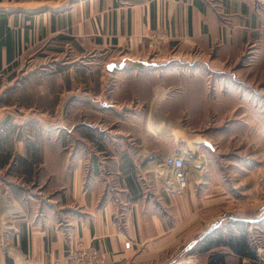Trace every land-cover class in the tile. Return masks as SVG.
Masks as SVG:
<instances>
[{
    "label": "crops",
    "instance_id": "1",
    "mask_svg": "<svg viewBox=\"0 0 264 264\" xmlns=\"http://www.w3.org/2000/svg\"><path fill=\"white\" fill-rule=\"evenodd\" d=\"M64 51L107 68L108 89L78 91L79 110L105 119L78 124L94 148L53 155L41 188L7 183L0 154V264H63L79 241L106 264L135 263L261 218L241 208L264 177V0H0L1 77ZM201 64L226 80V105L211 103ZM170 154L185 159L184 191L162 174Z\"/></svg>",
    "mask_w": 264,
    "mask_h": 264
},
{
    "label": "rangeland",
    "instance_id": "2",
    "mask_svg": "<svg viewBox=\"0 0 264 264\" xmlns=\"http://www.w3.org/2000/svg\"><path fill=\"white\" fill-rule=\"evenodd\" d=\"M154 51L157 50L152 49L151 54ZM84 61L85 59L78 61L72 56L68 59L66 51L53 58H47V54H42L32 63L20 65L15 73L6 77L0 76V154L8 157L6 170L2 169L7 183L17 187L24 184L35 189L41 188L46 183L47 169H57L62 163L53 155L71 150L87 152L94 148L92 145L80 144L76 140L80 137L78 124L87 121L86 123L92 125L105 118L102 119L103 116L96 110L81 112L79 108L85 109L86 105L82 102L85 98L79 95L78 91L86 89L95 96L102 88L108 89L110 83L104 64ZM178 67L188 72L193 65L184 63L178 64ZM198 67V71L207 78L211 103L226 105V80L223 78L212 80L208 74L211 70L206 64ZM66 88H70L71 95ZM184 102L190 104V97H184ZM194 103H197L196 97ZM110 118L109 114L106 119ZM63 139H68V143ZM19 151L24 153L23 159L18 154L10 159L11 155ZM47 154L49 160L46 159ZM218 171L216 168L213 173L216 174ZM162 174L167 176L168 181L173 177L168 167ZM56 179L58 180V176H55V181ZM258 186L259 200H252L254 206L247 205L246 208H241V213L264 208V189L259 183ZM221 211H223L221 215L226 214V208L220 209ZM260 219L264 220V211ZM260 219H252L251 225L258 258L253 260L245 257L247 261L229 258L228 264H264V222L254 224ZM169 245L160 253L150 250L147 258L124 264H208L209 254L199 252L198 243L193 244L192 241L183 239L180 245Z\"/></svg>",
    "mask_w": 264,
    "mask_h": 264
},
{
    "label": "trees",
    "instance_id": "3",
    "mask_svg": "<svg viewBox=\"0 0 264 264\" xmlns=\"http://www.w3.org/2000/svg\"><path fill=\"white\" fill-rule=\"evenodd\" d=\"M251 225L250 221L241 219L224 222L200 242L199 252L210 253L208 264H227L225 248L240 255L241 259H257L258 251Z\"/></svg>",
    "mask_w": 264,
    "mask_h": 264
},
{
    "label": "built area",
    "instance_id": "4",
    "mask_svg": "<svg viewBox=\"0 0 264 264\" xmlns=\"http://www.w3.org/2000/svg\"><path fill=\"white\" fill-rule=\"evenodd\" d=\"M165 166L168 167L184 191L188 185L185 159L179 154H170L165 157ZM259 184L264 189V177H259ZM104 254L100 248L78 242L72 246L64 259L63 264H104Z\"/></svg>",
    "mask_w": 264,
    "mask_h": 264
},
{
    "label": "water",
    "instance_id": "5",
    "mask_svg": "<svg viewBox=\"0 0 264 264\" xmlns=\"http://www.w3.org/2000/svg\"><path fill=\"white\" fill-rule=\"evenodd\" d=\"M113 67H114V65H113V64H111V65H109V67H108V68H109V69H112ZM206 144H207V145H209V146H211V144H210L209 142H206Z\"/></svg>",
    "mask_w": 264,
    "mask_h": 264
},
{
    "label": "bare ground",
    "instance_id": "6",
    "mask_svg": "<svg viewBox=\"0 0 264 264\" xmlns=\"http://www.w3.org/2000/svg\"><path fill=\"white\" fill-rule=\"evenodd\" d=\"M208 142V141H207Z\"/></svg>",
    "mask_w": 264,
    "mask_h": 264
}]
</instances>
